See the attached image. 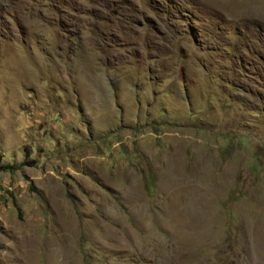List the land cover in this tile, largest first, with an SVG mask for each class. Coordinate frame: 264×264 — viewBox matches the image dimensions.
Here are the masks:
<instances>
[{
  "label": "rangeland",
  "instance_id": "rangeland-1",
  "mask_svg": "<svg viewBox=\"0 0 264 264\" xmlns=\"http://www.w3.org/2000/svg\"><path fill=\"white\" fill-rule=\"evenodd\" d=\"M0 264H264V0H0Z\"/></svg>",
  "mask_w": 264,
  "mask_h": 264
}]
</instances>
